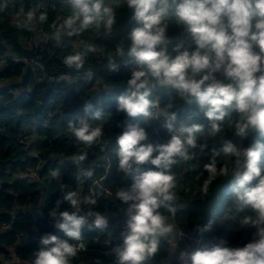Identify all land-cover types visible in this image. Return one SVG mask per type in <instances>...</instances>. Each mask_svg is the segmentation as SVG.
Masks as SVG:
<instances>
[{"label":"trees","instance_id":"trees-1","mask_svg":"<svg viewBox=\"0 0 264 264\" xmlns=\"http://www.w3.org/2000/svg\"><path fill=\"white\" fill-rule=\"evenodd\" d=\"M41 1L45 0H0V55L32 56L35 49L27 45V40L29 37L44 35L50 42L39 53L48 75L58 77L83 73L88 76L90 73L91 77L89 82L64 79L60 83L51 84L28 66L11 64L0 72V264L31 263L39 242L34 241L32 236L27 238L30 233L34 232L39 237L50 233L66 239L64 233L55 228V221L49 215L59 199L55 198L50 203L44 218L39 222L28 211L29 207L40 203L41 192L36 184H25L21 177L27 171L40 168L43 174H52L58 170L61 181L70 186V191L80 190L82 195L94 192L92 198L96 204L82 205L79 213L89 217L88 225L82 230V239L72 242L84 245L83 251L78 252L72 264H91L97 260H107L106 256L94 251L96 246L115 242L119 233L126 231L127 205L117 198L116 192L129 189L133 180L131 176L127 177L119 171L116 136L122 133L126 125L133 124L146 130L148 139L144 143L163 145L171 137L159 123L155 125L152 120L145 121L142 116L131 118L117 110V98L126 91L131 72L141 70L127 55L131 43L128 35L137 25L131 19L132 13L127 8L126 0H121L123 4L113 12L115 22L110 30L103 25L100 28L93 25L78 36H64L60 41L54 39L53 33L66 18L73 15V8L68 6L62 11H41ZM29 10L36 14L31 23L27 22ZM41 13L47 14L43 23L39 21ZM16 20H20L21 24L15 25ZM180 27L183 28L182 25ZM178 29L176 23H171L168 32L177 34ZM65 41L68 45L64 46ZM88 46L105 55L103 63H97L96 53L90 51ZM75 51L85 54L84 65L80 69L68 68L63 63L64 58ZM111 64L117 65V68L113 70ZM215 75L223 82H228L221 73ZM14 85L28 91L29 99H19L13 91ZM159 94L166 97V107L171 105L167 110L176 113L175 128L189 113L199 109L198 104L182 100L174 88H160L159 93L151 94L149 99L153 100ZM86 103L93 106V111L100 109L103 112L100 120H92L91 115L88 116L93 127L99 126L103 130L102 137L90 147L77 143L68 131L69 121L85 117L83 109ZM226 111L228 115L218 122L219 132L213 133L210 123L201 117L188 126H201L202 130L195 134L201 146L185 145L188 159L174 157L177 162L169 170V174L174 177L175 186L170 190L174 199L167 202L174 208V212H169L165 207L158 209L167 218L165 225L174 226L180 232L190 230L197 236L203 235L208 247L220 240L226 241L229 247L243 246L254 231L251 225L243 221L246 217L256 218L251 208L239 207L231 190L233 178L221 174L220 169L229 159L222 151L226 142L237 147H247L258 138V134L249 131L246 137L237 135L235 124L240 114L227 108ZM41 121L48 122L46 129L38 128V122ZM156 127L160 128L158 133L155 132ZM36 131L38 139L34 141L32 136ZM107 142L109 145L102 148ZM36 152L41 159L35 157ZM83 152H87V159L81 165H75L72 157ZM213 160L217 164V174L207 183L205 191V183L210 176L205 165ZM80 168L92 170L93 176L90 179L82 176L78 179ZM140 169L157 170L151 165H142ZM98 183L105 190H100ZM178 206L180 210H176ZM60 211L71 214L74 209L67 203H61ZM96 212L106 217V227L96 228L92 224L93 215L90 214ZM209 223V231L198 230ZM20 238H27V242L18 249L16 256L19 261L14 262L9 248L14 247ZM157 241V252L149 257V263L176 264L168 262L171 247L162 239ZM186 243V240L180 243L183 250Z\"/></svg>","mask_w":264,"mask_h":264},{"label":"clouds","instance_id":"clouds-1","mask_svg":"<svg viewBox=\"0 0 264 264\" xmlns=\"http://www.w3.org/2000/svg\"><path fill=\"white\" fill-rule=\"evenodd\" d=\"M69 2L73 15L53 33L57 41L64 36H78L93 25L110 30L115 22L113 10L103 7L104 0ZM126 5L137 25L128 35L131 43L127 55L141 70L131 72L126 91L117 98V110L131 118L142 116L145 121L163 117L171 138L163 145L144 143L148 139L146 130L133 124L126 125L116 136L119 171L133 180L129 189L116 192L117 198L127 205L126 231L122 233V243L113 249L117 264H142L157 252L155 237L173 231L171 225H165L167 218L158 211L165 207L174 212L167 203L174 199L170 190L175 186L169 170L177 162L174 157L189 158L185 145L195 147V134L202 130L200 125L174 127L176 113L160 109L157 101L149 99V76L158 85L177 89L186 103L198 104L212 122L213 133L220 131L216 122L223 121L228 115L226 108H231L240 114L235 124L237 135L243 138L249 131L258 134L247 147L226 142L222 151L229 159L220 169L221 174L233 178L231 190L239 207L251 208L256 213L255 219L246 217L243 221L254 229L250 240L243 246L229 247L220 240L191 253L182 251L181 264H264V0H126ZM170 13L190 34L196 45L194 51H181L177 46L174 49L177 55L166 54L164 20ZM35 16L29 10L27 22L31 23ZM46 19L47 14L41 13L39 21L43 23ZM160 45L164 47L158 50ZM84 61L85 54L75 51L63 63L68 68L80 69ZM111 67L115 70L117 65ZM216 73H221L228 82L218 79ZM83 110L85 117L69 121L68 131L77 143L90 147L102 137L103 130L93 127L88 116L100 120L103 112L93 111L90 103ZM86 159L87 152H83L74 155L72 162L79 166ZM142 165L157 170L141 171ZM205 168L210 173L206 191L207 183L217 174L216 161ZM79 173L78 179L93 176L92 170L83 168ZM52 176L57 177L58 170ZM62 196L63 200L56 202L49 215L66 239L44 234L31 264H72L84 247L82 243H72L81 241L82 230L88 225L89 217L79 213L82 205L94 206L96 200L78 191H65ZM61 203H67L74 212L60 211ZM90 215L96 228L107 226L104 215L99 212ZM210 229L211 223L198 230Z\"/></svg>","mask_w":264,"mask_h":264},{"label":"built area","instance_id":"built-area-1","mask_svg":"<svg viewBox=\"0 0 264 264\" xmlns=\"http://www.w3.org/2000/svg\"><path fill=\"white\" fill-rule=\"evenodd\" d=\"M122 4H123V2L121 0H104L103 7L111 8L114 12L117 10V7L121 6ZM68 6H71L69 0H50V1L45 0V1L40 2L39 9L41 11H62L64 9V7H68ZM172 19H173V21H171ZM164 23L167 25L166 37L168 40L167 53L166 54H168L172 57L177 55V53L174 51V49L177 46H180L181 51L188 50L189 52H191V51L195 50L196 45H195L194 41L192 40L190 34L187 33L185 31V29L180 27V24H178L176 22L174 15H172L170 13L169 16L165 18ZM171 23H176L179 26L177 34L168 32V29L171 26ZM14 24L17 26L20 25L21 24L20 20L14 21ZM35 38L36 37H34V38L29 37L27 42L31 43ZM36 40H37V51H35L34 55H32V56H28V55H10V56L5 55V56H1L0 55V72L3 69L9 67L11 64H15L17 66H28V67L33 68L41 76L44 77L46 82L51 83V84L52 83H60L64 79H71L75 82H79L81 80H83V81L85 80L86 82H89L91 75L85 76L83 73H73V74L70 73V74L61 75L58 77H53V76L48 75L47 71H46V66H45L44 62L42 61L43 58H42V55L39 53V50L41 48L47 46L50 42V39L47 36L39 35V36H37ZM162 47H164V46L160 45L159 49ZM88 48H91L92 49L91 51L96 53L97 63L98 64L103 63L105 55L92 46H88ZM149 81H150L149 88L151 89V94L159 93L160 88H164L166 90L172 88L171 86H161V85L156 84L155 80L152 79L150 76H149ZM76 89H78V88H76ZM13 91L18 97H20L19 99H25V100L29 99V95H30L29 92L25 91L23 88L14 85ZM153 100L158 102V107L160 109H167V107H166L167 99L165 96H162L159 94ZM227 109H230L232 112H235L231 108H227ZM153 111H156V109H153ZM48 116L51 117L52 114L49 113ZM200 117L206 118L203 110H201L199 108L198 110H194L191 113H189L183 119V121L181 122L179 127H181V126L188 127L191 125V123L193 121H195L196 119H198ZM151 120L154 122L155 125L157 123H159L162 127H164L165 119L163 117H160L157 119H151ZM206 121H207V123H210V125L212 124V122L209 121L207 118H206ZM218 122L219 121H217L216 123L218 124ZM37 126H38V128L46 129L48 127V122L47 121L38 122ZM179 127H177V128H179ZM159 131H160V128L156 127L155 132L158 133ZM32 138L34 141H36L38 139L37 131L35 132L34 136H32ZM50 143H51V141H50ZM108 145H109V142L105 143L101 147L105 148ZM195 145L201 146L200 144L197 143L196 139H195ZM35 157L41 159V156L38 152L35 153ZM21 178L25 182V184H36V181H41L44 184L52 183L56 186L61 187L62 191L57 193L55 196L52 197V199L47 203V207L50 205V203L55 198H57L59 200L63 199V196H62L63 192L70 191V186L67 183H64L61 181L60 175H58L57 177H53L52 174H43L41 168L27 171L22 175ZM98 188L100 190H105L104 186L101 183H98ZM39 191L41 192V199H42V197L44 196V190H39ZM79 192H80V190H79ZM89 195L94 196V192H90ZM170 207H172V206L170 205ZM180 209H181L180 206H178L176 208V210H180ZM42 219H40V220H42ZM3 226L6 227V225H3ZM36 231H38V230H36ZM122 233H124V232L119 233L120 236L117 240H115V242L109 241L103 245L96 246L94 248V251L103 255V256H106L107 260L114 259L115 257H114L113 249L122 243ZM29 236H32V239L36 242H39L41 239V237L35 235L34 232L30 233L27 236V238ZM27 238H20L14 247L9 248L10 254L15 259L16 262L19 261L17 256H16L17 251L19 248L24 247V245L27 242ZM161 239L166 244L171 246V241L169 239L163 238V237ZM176 240H177V243H179V244L182 243L184 240L188 241V243L185 244V250H184L185 252H188V253L194 252L197 249H199L201 246L206 245V239L203 235L197 236L194 233H192L190 230H187L185 232H179L178 235L176 236ZM79 244H81V243H79ZM83 249H84V247L79 252H82ZM146 264H150V263H146Z\"/></svg>","mask_w":264,"mask_h":264},{"label":"water","instance_id":"water-1","mask_svg":"<svg viewBox=\"0 0 264 264\" xmlns=\"http://www.w3.org/2000/svg\"><path fill=\"white\" fill-rule=\"evenodd\" d=\"M36 184L39 190H44V196L42 197L38 206H31L28 208V211L33 214L35 221L38 222L44 217V212L46 210L47 203L52 199L53 196L61 192L62 189L61 187L56 186L52 183L44 184L41 181H36ZM29 264L31 263L29 262ZM91 264H117V261L114 258L111 260H97L96 262Z\"/></svg>","mask_w":264,"mask_h":264},{"label":"crops","instance_id":"crops-1","mask_svg":"<svg viewBox=\"0 0 264 264\" xmlns=\"http://www.w3.org/2000/svg\"><path fill=\"white\" fill-rule=\"evenodd\" d=\"M36 38L31 43L27 42V45H29L30 47H34L35 51H37V40H36ZM65 45H68V43H66V41L64 42V46ZM77 46H79V45H77ZM73 47H75V46H73ZM8 55L9 54H7V56ZM172 229H173V231L171 233H165L163 235H160L159 237L156 238V240L161 239L162 237L169 239L171 241V246H170L171 249H170V256H169L168 262L181 264V261L179 259V255L184 250H183V246L181 247L182 244L177 243V240H176V236L178 235V233L180 231L177 228H175L174 226H172ZM179 246H180V248H179ZM149 259L150 258L148 257L144 262H142V264L149 263Z\"/></svg>","mask_w":264,"mask_h":264},{"label":"rangeland","instance_id":"rangeland-1","mask_svg":"<svg viewBox=\"0 0 264 264\" xmlns=\"http://www.w3.org/2000/svg\"><path fill=\"white\" fill-rule=\"evenodd\" d=\"M160 235H157L155 238L159 237ZM15 261V260H14Z\"/></svg>","mask_w":264,"mask_h":264}]
</instances>
